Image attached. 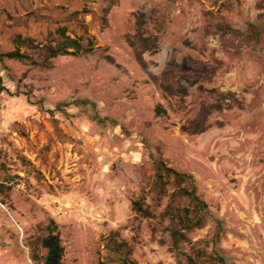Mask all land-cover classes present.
I'll list each match as a JSON object with an SVG mask.
<instances>
[{"label":"rangeland","instance_id":"obj_1","mask_svg":"<svg viewBox=\"0 0 264 264\" xmlns=\"http://www.w3.org/2000/svg\"><path fill=\"white\" fill-rule=\"evenodd\" d=\"M14 49L0 264H264V0H0Z\"/></svg>","mask_w":264,"mask_h":264},{"label":"trees","instance_id":"obj_2","mask_svg":"<svg viewBox=\"0 0 264 264\" xmlns=\"http://www.w3.org/2000/svg\"><path fill=\"white\" fill-rule=\"evenodd\" d=\"M60 35L62 36V39L59 41V43H57L54 46L47 47L46 51L48 53L47 54L48 57H56L60 54H73L79 52L80 50H86V48H84L80 43L79 39L65 35L63 30H61ZM26 57L27 55L23 52H20L18 49H14L4 53L0 52V63L3 61L4 58L21 59ZM177 175L180 177L185 176L179 173H177ZM4 181L5 178L0 179V186H3ZM201 204H203V202H201ZM133 206L144 216H149L151 214L148 209L142 207V205L137 201L133 202ZM178 234H179L178 231H173V235L175 237ZM47 248H48L47 257L55 260L57 264H62L61 262L62 247L60 245L59 237L56 233L51 234Z\"/></svg>","mask_w":264,"mask_h":264}]
</instances>
